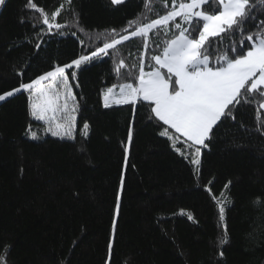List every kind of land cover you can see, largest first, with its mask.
Masks as SVG:
<instances>
[{
  "label": "trees",
  "instance_id": "trees-1",
  "mask_svg": "<svg viewBox=\"0 0 264 264\" xmlns=\"http://www.w3.org/2000/svg\"><path fill=\"white\" fill-rule=\"evenodd\" d=\"M145 2L35 0L49 15L64 5L56 21L62 27L49 30L26 0H7L0 7V91L90 55L112 29L125 34L129 21L165 11L160 0L152 11ZM256 15L253 23L264 19ZM232 42L218 39L210 55ZM118 48L70 77L79 105L74 140L46 134L29 115L27 93L0 103V256L6 264H264V111L257 103L238 106L235 120L214 129L197 169L159 135L167 126L149 119L146 104L103 107L105 88L131 82L116 77L113 60L137 64L142 42ZM214 196L224 202L223 222ZM225 228L228 243L221 244Z\"/></svg>",
  "mask_w": 264,
  "mask_h": 264
},
{
  "label": "snow or ice",
  "instance_id": "snow-or-ice-1",
  "mask_svg": "<svg viewBox=\"0 0 264 264\" xmlns=\"http://www.w3.org/2000/svg\"><path fill=\"white\" fill-rule=\"evenodd\" d=\"M6 3L7 0H0V7ZM66 3L71 5L72 0ZM110 3L119 6L125 0H110ZM160 3L165 9L163 14L150 20L144 16V20L129 21L123 29L125 34L112 29L109 39L90 55H80L68 63L51 67L30 82L20 83L0 94V101L17 93H27L29 115L46 126L45 133L61 140H74L79 105L70 77L76 80L82 65L103 56L111 58L113 52L118 55L119 45L137 38L142 42L137 64L129 65L124 59L113 60L116 77L131 82L107 87L102 94L103 107L146 104L149 119L167 126L159 135L173 141V147L177 142L186 144L191 149L190 163L198 169L202 149L208 147L206 142L211 141L214 129L225 119L235 120L238 106L257 103L259 109H264V19L253 23L258 19L256 12H264V0H160ZM152 5L153 0H146L143 6L152 11ZM63 7L60 5L49 15L35 0L25 3L26 9L40 14L42 24L49 30L62 27L56 21ZM21 23H24L23 17ZM246 27L254 30L246 32ZM225 35L233 41L228 49L210 55L213 45ZM150 44H155L156 49L151 53ZM132 111L135 112V107ZM257 119H260L259 113ZM88 132L89 125L84 123L82 134L85 138ZM30 135L33 140L38 138L35 132ZM131 139L129 131V143ZM208 191L211 194V189ZM216 202L219 219L223 222L224 202L219 199ZM260 202L258 198L256 203ZM119 211L117 195V215ZM220 243H228L226 228ZM108 248L111 257V243ZM3 251L7 252L8 246ZM220 255L223 256V252ZM0 264H6V257L0 256Z\"/></svg>",
  "mask_w": 264,
  "mask_h": 264
},
{
  "label": "rangeland",
  "instance_id": "rangeland-1",
  "mask_svg": "<svg viewBox=\"0 0 264 264\" xmlns=\"http://www.w3.org/2000/svg\"><path fill=\"white\" fill-rule=\"evenodd\" d=\"M107 88H105L104 89V91L106 90ZM2 93H4V91H0V94H2ZM103 94V93H102ZM2 101H0V103H1ZM101 102L103 103V99L101 100ZM263 111H264V109H262ZM37 122H39V121H37ZM39 123H42V122H39ZM43 124V123H42ZM44 125V124H43ZM45 126V125H44ZM46 127V126H45ZM169 131L171 132L172 130H170L169 129ZM49 136H51L50 134H48ZM178 135V134H177ZM167 138V137H166ZM171 141V140H170ZM180 141H183V137H180ZM172 143H173V141H171ZM181 142H177L175 145H176V150L177 149H179V151H185L184 153H186V154H190L191 153V151H189L190 149H188L187 148V145L186 144H183V143H181V144H183L184 146H183V148L181 149V148H179V144H180ZM178 151V152H179ZM190 152V153H187V152ZM190 156V155H189ZM194 167H196V166H194Z\"/></svg>",
  "mask_w": 264,
  "mask_h": 264
}]
</instances>
